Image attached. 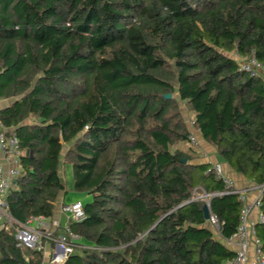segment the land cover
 I'll use <instances>...</instances> for the list:
<instances>
[{
    "label": "trees",
    "instance_id": "trees-1",
    "mask_svg": "<svg viewBox=\"0 0 264 264\" xmlns=\"http://www.w3.org/2000/svg\"><path fill=\"white\" fill-rule=\"evenodd\" d=\"M0 100L18 138L15 221L52 218L69 189L91 196L60 264L234 257L223 240L243 203L208 170L180 102L195 134L263 188L264 214V0H0ZM256 231L264 251V223ZM0 264H34L5 228Z\"/></svg>",
    "mask_w": 264,
    "mask_h": 264
},
{
    "label": "built area",
    "instance_id": "built-area-1",
    "mask_svg": "<svg viewBox=\"0 0 264 264\" xmlns=\"http://www.w3.org/2000/svg\"><path fill=\"white\" fill-rule=\"evenodd\" d=\"M235 57H239L240 66L243 70L251 73L252 75L259 74L262 70V65L253 57L242 58L237 53ZM194 144L199 145L195 135H191ZM4 154L11 157L14 166L4 168L0 165V229L5 228L13 231L15 238L22 248L43 252L46 242L56 244L58 248L63 250L60 254H57L56 261H63L67 253L76 247L78 242V235L75 234L69 224H65L62 227L61 232L54 233L46 219L43 216L31 217L26 223H17L15 219L7 211L6 197L10 192L14 179L20 174L19 165V149L18 138L16 135H7V128H5L0 122V155ZM208 170L216 172L218 178L222 179L228 192H234L239 195V199L243 205L240 211V223L235 233L229 238L230 241L239 243V246L235 250L234 257L226 260L224 264H264V251L260 247L259 239L256 236V229L249 224V215L254 209H259L261 204V195L263 188L256 186L259 190V194L252 200L247 196L250 187L240 188L236 185L233 178L228 176L224 171L221 163H212ZM206 196V195H199ZM66 209L71 214L72 221L81 220L84 213V206L82 201L76 200L66 206ZM209 221L211 225L218 231L220 224L216 216L210 211ZM258 220L260 223H264V214L259 213ZM58 225L57 222L53 223ZM11 228L9 229V227ZM15 227V229H14ZM254 235L253 241L255 244L253 260L248 255L249 240Z\"/></svg>",
    "mask_w": 264,
    "mask_h": 264
},
{
    "label": "crops",
    "instance_id": "crops-1",
    "mask_svg": "<svg viewBox=\"0 0 264 264\" xmlns=\"http://www.w3.org/2000/svg\"><path fill=\"white\" fill-rule=\"evenodd\" d=\"M5 103L10 104V100H6V101L0 100V107L4 106ZM196 134H197L196 136L198 138V143H199V151L202 153V160L204 162H208L210 164L216 163V162L221 163L226 174L235 180L236 185L238 187H240V188L250 187V189L247 193V196L250 200H252L254 197H256V195L259 194V190L256 187V185L251 180H249L245 176H243L242 174L233 170L228 165V163L221 160L220 157L218 156L215 148L213 146L209 145L208 143H206L199 136L198 133H196ZM12 160L13 159L11 157H8L4 154L0 155V165H2L6 169L9 168L10 166L11 167L14 166V163ZM65 199H66L65 195L60 197V199L56 202V205H55L54 216L52 218L46 219V223H48L50 225V227L53 231L58 230L59 232H61L60 230L65 224H70V222L72 221L71 214L66 209V206L69 205L70 203H72L73 201H76V200L81 201V198H76V199L72 200L70 203H66ZM259 213H260L259 209H254L249 215V224H250V226H253L255 229H256L257 224L260 223L258 220ZM54 222H57L59 226L54 225L53 224ZM10 228H11V226L9 227V229ZM14 229H15V227H14ZM59 232H57V233H59ZM253 238H254V235H252V237L249 240V244H248V255H249V258H251V260H253L255 257V254H254L255 244H254ZM223 243L226 244V246L228 248H230L234 251L239 246V243L237 240H236V242H233V241H230L229 239H224ZM22 251H23L26 259L31 260L34 264L39 262V261H41L42 264H60V263H62V261L58 262L55 260L57 257V254H60L61 252H63V250L58 248L56 244H51L49 242H46L43 252H39V253H37V252L34 253L33 251L26 249V248H22Z\"/></svg>",
    "mask_w": 264,
    "mask_h": 264
},
{
    "label": "rangeland",
    "instance_id": "rangeland-1",
    "mask_svg": "<svg viewBox=\"0 0 264 264\" xmlns=\"http://www.w3.org/2000/svg\"><path fill=\"white\" fill-rule=\"evenodd\" d=\"M231 55H234L233 53H231ZM237 60L239 61L240 58L236 57ZM180 109L181 112L183 114V116L185 117L186 123L188 124V127L190 128L191 132L193 135H195V137L197 138L196 134H195V129L192 126V122H191V115L190 112L188 111L187 107L185 106V104L183 102H180ZM65 200L66 203H70L72 200L76 199V198H81L82 202H88L91 200V196H89L88 194H86L85 192H81L75 189H69L68 193L65 195Z\"/></svg>",
    "mask_w": 264,
    "mask_h": 264
},
{
    "label": "water",
    "instance_id": "water-1",
    "mask_svg": "<svg viewBox=\"0 0 264 264\" xmlns=\"http://www.w3.org/2000/svg\"><path fill=\"white\" fill-rule=\"evenodd\" d=\"M171 96V94H166V97H170ZM184 161H185V159H183ZM204 214H205V217L206 218H209V216H210V206H209V204L208 203H206L205 205H204Z\"/></svg>",
    "mask_w": 264,
    "mask_h": 264
},
{
    "label": "bare ground",
    "instance_id": "bare-ground-1",
    "mask_svg": "<svg viewBox=\"0 0 264 264\" xmlns=\"http://www.w3.org/2000/svg\"><path fill=\"white\" fill-rule=\"evenodd\" d=\"M193 132V131H192Z\"/></svg>",
    "mask_w": 264,
    "mask_h": 264
}]
</instances>
